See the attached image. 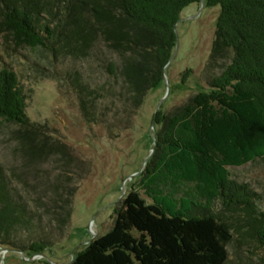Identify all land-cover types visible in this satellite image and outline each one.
Listing matches in <instances>:
<instances>
[{
	"label": "trees",
	"instance_id": "16d2710c",
	"mask_svg": "<svg viewBox=\"0 0 264 264\" xmlns=\"http://www.w3.org/2000/svg\"><path fill=\"white\" fill-rule=\"evenodd\" d=\"M200 2L0 0V27L20 45L43 48L60 65H73L65 80L84 117L94 122L92 111L122 117L162 85L176 27L183 12ZM204 4L221 8L211 60L231 54L230 64L179 112L157 113L155 123L163 128L138 188L116 212L111 230L69 264H227L232 243L253 241L264 250V212L249 185L231 180L229 172L264 161V0ZM24 110L16 75L2 70L0 119L22 126L27 137L36 128ZM3 181L0 172V246L44 255L46 240L23 245L20 235L36 229L35 217L14 202ZM227 211L236 220L224 216Z\"/></svg>",
	"mask_w": 264,
	"mask_h": 264
},
{
	"label": "rangeland",
	"instance_id": "374dc122",
	"mask_svg": "<svg viewBox=\"0 0 264 264\" xmlns=\"http://www.w3.org/2000/svg\"><path fill=\"white\" fill-rule=\"evenodd\" d=\"M220 13V7L186 9L177 26L167 82L149 92L138 110L122 117L92 111L94 122L84 117L65 80L73 65H60L43 48L20 45L0 27V72L10 70L16 75L26 118L36 128L27 139L22 126L0 119V172L7 190L16 197L14 202L35 217L36 229L20 235L23 245L29 248L39 239L49 244L38 256L4 255L1 250L15 249L0 246V264H69L76 252L111 230L116 212L138 188L153 158L163 128L155 123L157 113L167 117L179 112L197 94L208 91L212 80L230 64L231 54L211 60ZM101 51L108 60L113 58ZM229 172L231 180L249 185L256 208L264 212V161ZM214 210L220 211L221 204ZM223 215L236 220L233 212ZM250 243L229 245L227 264H264V250Z\"/></svg>",
	"mask_w": 264,
	"mask_h": 264
},
{
	"label": "water",
	"instance_id": "95a60500",
	"mask_svg": "<svg viewBox=\"0 0 264 264\" xmlns=\"http://www.w3.org/2000/svg\"><path fill=\"white\" fill-rule=\"evenodd\" d=\"M205 0H201V2H200V5L202 6V7H205ZM176 35H177V27H176ZM174 61V56L172 57V59H171V61L169 62V64L166 66V68H165V71H164V76H163V78H164V81L165 82H167V80H166V70L170 67V65L172 64V62ZM160 110V105L158 106V108H157V112ZM154 151V150H153ZM0 250H1V248H0ZM1 252H4V253H8V252H15V253H19V254H21V255H25L24 254V252H20V251H15V250H1Z\"/></svg>",
	"mask_w": 264,
	"mask_h": 264
},
{
	"label": "built area",
	"instance_id": "2783aa9c",
	"mask_svg": "<svg viewBox=\"0 0 264 264\" xmlns=\"http://www.w3.org/2000/svg\"><path fill=\"white\" fill-rule=\"evenodd\" d=\"M3 254L5 255L6 253L3 252Z\"/></svg>",
	"mask_w": 264,
	"mask_h": 264
}]
</instances>
